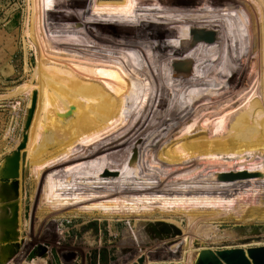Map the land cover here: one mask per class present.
<instances>
[{
    "label": "rangeland",
    "instance_id": "1",
    "mask_svg": "<svg viewBox=\"0 0 264 264\" xmlns=\"http://www.w3.org/2000/svg\"><path fill=\"white\" fill-rule=\"evenodd\" d=\"M259 48L264 51V0H0V168L17 152L25 158L19 169L16 200H0L7 209V218L14 216L11 227L0 223V230L4 236L17 235L20 239L4 240L0 235V264H8L9 258V264H133L138 258L151 264L170 262L184 252L191 264L195 244L224 250L264 240V220L258 219L212 224L206 230L193 232L195 226L191 228L186 218H175L181 221V235L157 225L164 222L72 218L65 213L79 206L42 215L41 187L48 172L38 180L27 176L24 151L28 136L36 143L32 128L36 101L44 97L42 79L46 70L49 83L54 84V133L63 128L62 120L68 116L101 111L107 114L112 101L143 98L142 102L152 100L154 108H138L151 109L157 123L145 121L140 125L137 119L136 132L145 126H156L157 131L186 130L189 141L218 135L227 141L235 133L239 141L255 132L260 123L261 116L257 109L253 112L252 102L254 80L258 82L254 67ZM72 58L83 59L72 62V66H77L75 70H70L66 62ZM180 61L191 64L190 76L175 71L174 66ZM95 99L99 100L98 107L94 106ZM116 107L122 111V103ZM138 108L130 109L136 114ZM174 121L186 126L175 125ZM180 137L177 134L173 139ZM239 143L232 140L217 146L245 147L242 140ZM217 146L213 148L222 163L207 162L198 167L199 162L195 161L190 168L200 170L194 172V178L210 189L215 183L227 184L230 180L225 175L239 167L225 164L226 154ZM229 153L236 162V154ZM85 159L69 160L51 170ZM248 159L252 164H262L264 155L253 154ZM109 176L113 175L104 177ZM14 178V174L1 176L0 169V182ZM149 178L152 180L153 176ZM250 183H238L233 188L240 191H228L226 187L224 196L240 192L243 201L263 199V181ZM14 203L16 213L12 214ZM207 229L210 236L201 237ZM7 247L13 250L6 251ZM172 248L170 252L168 249Z\"/></svg>",
    "mask_w": 264,
    "mask_h": 264
},
{
    "label": "bare ground",
    "instance_id": "2",
    "mask_svg": "<svg viewBox=\"0 0 264 264\" xmlns=\"http://www.w3.org/2000/svg\"><path fill=\"white\" fill-rule=\"evenodd\" d=\"M255 62V73H258L257 75L254 74V78L258 82L254 80L252 102L253 112L257 109L261 116L259 119L260 123L255 132L241 139L245 147L236 149L228 146L229 144H226L224 149L217 146V144L222 145L232 140L240 144L241 140L238 141L236 133L234 136L230 134V137H227V141H223L226 139H222L219 135L189 141L187 135L190 133L186 130L177 132L176 130L171 131V129L165 128L157 131L159 127L145 126L144 130L140 129L136 132L139 123L140 125L145 121L154 125L157 123L155 120L157 116L152 113L151 109L138 108L142 105L154 108L153 103L151 104L152 100L151 102H142L143 98L135 101L122 100L116 103L112 101L111 109L108 108L110 105L106 106L108 108L107 114H103L101 111L99 114L68 116L62 120L63 128L54 133L52 129L53 110L56 103L54 84L52 83L51 85L49 83L50 80L47 78L49 74H47L46 70L42 79L44 97L36 101V121L32 128L35 138L33 140L36 143H32L31 137L28 136L27 147L24 150L26 153V164L28 165L27 176L38 180L45 171L48 172H45L43 186L41 185L42 198H40V201L44 200L40 203L41 214L46 215L49 212L64 210L71 206H79L77 209L65 213L72 216V218L87 216L110 221L126 220L129 223L132 220L136 223L140 222L137 218H141L143 223L164 222L157 225L167 230L172 229L175 234L179 232L181 235V228L178 229L181 221L178 222L175 218H186L185 220L191 225V228L195 226L193 232H198L197 229L199 228H210L212 224L223 225L232 221L244 223L247 219L264 220V198L261 199L262 197L259 198L257 196V200L243 201L241 198L242 193L240 192H238L240 194L234 193L231 197L224 196L226 191L223 192L227 188L228 191L231 189V191H237L238 188H235V190L233 188L238 183L255 181H263L264 183V162L262 164L256 163L259 164L257 166L248 159V156L253 154L255 156L257 154L264 155L262 154L264 152V51L260 48L259 59ZM27 94L32 99V92ZM35 100L33 99V101ZM98 102L99 100L95 99L94 106L98 107ZM117 103H122V111H119L121 106L119 108L116 107ZM90 106L92 108L93 104ZM132 107L138 108L136 114L130 109ZM197 107L201 108L200 105ZM197 114L200 115V113ZM197 114L196 117H198ZM140 118L144 120L142 119V121ZM159 119L165 120V117L161 118L160 116ZM177 123H183L186 126L184 122H175V125ZM106 125H109V127L106 128ZM177 134H180L181 137L173 139L174 135L176 136ZM174 141L175 143H172ZM216 146L218 151L226 154L225 164H236L237 167L239 166L232 174H249L250 177L227 181V184L223 185L221 182L222 186L215 183L216 185L211 189L207 186H202L201 182L197 181L193 176L194 172L200 170L194 168V171H192L190 168L195 161L199 162L198 167L207 162L217 163V165L222 163L214 151L215 148L213 147ZM251 147L253 148L251 149ZM243 149L246 152L243 153ZM229 151L236 154L235 158H238L236 162L232 160ZM77 158H86L87 160L85 159L86 161L75 165H68L63 169L51 170L58 165ZM24 160V156L17 152L0 168L1 176L14 174L15 177L13 180L0 182L1 203H4L7 198L16 200L20 189L19 169ZM107 175L113 176L104 177ZM150 175L153 176L152 180L149 178ZM253 175L258 178L253 179L254 177H251ZM249 187L247 188L246 186L247 189ZM15 203L11 207L12 214L16 213L14 212L16 209ZM6 214L7 209L0 204V223L2 226L8 225L11 227L13 221L11 217L14 219V216L10 215L7 218ZM143 219L149 220L145 222ZM10 220H12L11 224ZM207 230L208 232H205L201 237L210 236L211 232L209 233V229ZM0 231V235L4 240L10 237L7 234L4 236L2 230ZM9 239L20 240L17 235ZM186 242L188 243V240ZM195 245L192 251L193 262L191 264L195 262L201 251L206 250L199 247V244ZM259 246H264V240L238 244L225 249H246ZM168 250L172 252L174 248ZM188 258L187 253L184 252L178 259L170 262L155 261L151 264H189ZM139 259L133 264H139Z\"/></svg>",
    "mask_w": 264,
    "mask_h": 264
},
{
    "label": "water",
    "instance_id": "3",
    "mask_svg": "<svg viewBox=\"0 0 264 264\" xmlns=\"http://www.w3.org/2000/svg\"><path fill=\"white\" fill-rule=\"evenodd\" d=\"M179 75L190 76L192 73L191 64L187 61L177 62L174 66ZM230 181L250 177L249 174H226ZM243 244V243H242ZM6 251H12V247H7ZM6 257V252H5ZM8 257L4 258L6 261ZM139 264H145V260L140 258ZM195 264H264V246L243 248H233L224 250L206 249L199 253Z\"/></svg>",
    "mask_w": 264,
    "mask_h": 264
},
{
    "label": "crops",
    "instance_id": "4",
    "mask_svg": "<svg viewBox=\"0 0 264 264\" xmlns=\"http://www.w3.org/2000/svg\"><path fill=\"white\" fill-rule=\"evenodd\" d=\"M75 56V55H74ZM90 57V56H89ZM84 58V57H83ZM88 58V57H87ZM81 58H78V59H74V58H72V59H66V62H67V64H69L71 67V69L70 70H75V69H77V66H72L73 64H72V62L73 61H77V60H80ZM81 60H83V59H81ZM87 60H89V58L87 59ZM87 62H89V61H87ZM78 69H81V70H84V68H78ZM93 69H95V68H93ZM86 70V69H85ZM87 72H89L90 73V70H86ZM91 75H92V73H90ZM94 76H96V75H94ZM95 80V79H94ZM96 82H98L97 81V79L95 80ZM5 255V254H4ZM11 259L9 258L6 262H8V264H9V261H10ZM7 264V263H6Z\"/></svg>",
    "mask_w": 264,
    "mask_h": 264
}]
</instances>
